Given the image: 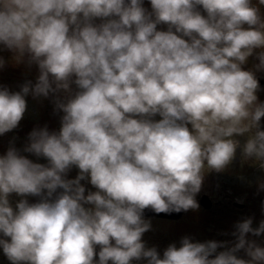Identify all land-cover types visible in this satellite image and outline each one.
Here are the masks:
<instances>
[{"label":"clouds","instance_id":"clouds-1","mask_svg":"<svg viewBox=\"0 0 264 264\" xmlns=\"http://www.w3.org/2000/svg\"><path fill=\"white\" fill-rule=\"evenodd\" d=\"M143 2L0 0V44L29 53L40 70L21 92L0 89V135L18 126L29 93L79 89L57 103L59 133L30 134L25 151L47 166L14 147L0 156V234L10 238L0 248L11 264H264V247L247 239L264 234V221L238 223L234 247L219 253V242L186 237L161 258L142 241L151 227L144 210L197 208L202 173L233 161L236 136L249 137L245 158L264 160L259 82L242 68L264 49L260 8L253 0H150L149 12ZM257 58L264 69V51ZM72 166L80 174L65 179ZM86 178L98 189L87 196ZM12 193L41 199L14 209ZM242 249L250 259L237 257Z\"/></svg>","mask_w":264,"mask_h":264},{"label":"rangeland","instance_id":"rangeland-1","mask_svg":"<svg viewBox=\"0 0 264 264\" xmlns=\"http://www.w3.org/2000/svg\"><path fill=\"white\" fill-rule=\"evenodd\" d=\"M257 2V0H253ZM254 5V4H253ZM143 6L151 12L150 0H144ZM202 14L206 15L205 12ZM264 16V13H263ZM105 22L103 19L97 18L94 23L100 24ZM247 27V25H245ZM158 30L167 31L166 24L157 26ZM185 39H188L185 37ZM7 47L0 44V60H3V67H0V89H7L10 93L21 92L23 86L31 82L35 85L40 75L38 70H35L23 62V57L20 55H11L12 52H7ZM264 49H256L254 54L248 58L249 62L253 63L252 71L256 79L263 82L256 92L257 97L264 94V69H257L259 64L258 55ZM249 68V67H246ZM63 91V90H62ZM79 91L78 87L74 84L71 87V94ZM59 94H62L59 92ZM55 96L49 95L48 97L33 96L29 93L26 99V111L19 122L18 126L0 135V156L6 155L7 151L14 147L17 151L32 160L34 163L48 165V160L43 156H36L34 153L25 151L26 147L30 144V134L34 130L47 128L49 133H59L62 127L63 111L57 108V102L51 100ZM63 99H59L62 102ZM257 101H261L257 99ZM264 104V103H258ZM139 119L140 117H134ZM154 120H159V115L153 117ZM188 127L191 130V125ZM260 130H264V117L260 121ZM248 135L236 136L235 139L239 143L236 155L233 161L222 171L205 168L202 173L203 182L200 191L196 193L195 199L198 207L186 211L185 217L175 223L160 221V220H145L150 222V229L142 236V241L146 248H159L161 253L164 254L165 250L175 244L177 248L181 245L184 238H189L193 243H206L208 241H216L223 244V247L217 249V253L226 251L234 247L236 243V225L245 220H252V227L258 228L260 223L264 221V160L256 158H245L243 156V146L248 140ZM80 174V170L76 166H72L65 175V179L73 180ZM85 186L86 191H98L90 183V178L81 181ZM88 187V188H87ZM63 191L58 189L57 192ZM88 194L85 193V196ZM203 195H208L213 202V209L210 212H205L199 204L200 198ZM58 195H53L55 199ZM32 196L21 197L16 193H12L9 197L11 200H20L31 198ZM245 205L244 210L234 207V204ZM91 207V205H86ZM153 233L156 238L153 241L148 239L147 235ZM249 241H254L258 246L264 247V234L255 236L249 233L247 236ZM114 243V242H113ZM100 246V245H97ZM101 247V246H100ZM238 258L245 260L250 259L245 250H240L236 253ZM214 258V257H212ZM97 255L95 261H98ZM111 264V261L109 262ZM132 264H147L146 259L133 260Z\"/></svg>","mask_w":264,"mask_h":264},{"label":"water","instance_id":"water-1","mask_svg":"<svg viewBox=\"0 0 264 264\" xmlns=\"http://www.w3.org/2000/svg\"><path fill=\"white\" fill-rule=\"evenodd\" d=\"M198 10L199 11H202L203 10L202 6H198ZM39 201L40 200H38V199H29L28 200V202L30 204L37 203ZM18 202L10 203V204L15 209L16 208V204ZM200 203H201V206L203 208H205L206 210H210L212 208V202L210 201V199L207 196H204L201 199V202ZM183 214H184V211H181L179 213L172 212V213H159V214H157L154 211H152L151 208H147L143 212V217H147V218H159V219H167V220L177 221V220H179V219L182 218Z\"/></svg>","mask_w":264,"mask_h":264},{"label":"trees","instance_id":"trees-1","mask_svg":"<svg viewBox=\"0 0 264 264\" xmlns=\"http://www.w3.org/2000/svg\"><path fill=\"white\" fill-rule=\"evenodd\" d=\"M8 51L9 52H12L11 55H20V56H22L23 59H24L23 62L25 64L29 65V67H32L35 70H38L40 72L38 65L36 63H34V62H31L30 54L29 53L25 52L23 54H20L18 51H14V50H11V49H8L7 48L6 49V52H4L3 54L5 55V53H7ZM71 87L74 88V83L71 85ZM60 92L62 94H59V92H56V93H50V95L55 96L56 97L55 99H57V100H59L60 98H62L63 99V101H62L63 103H66L69 99H71L74 96V93L71 94L69 92H65V91H62V90Z\"/></svg>","mask_w":264,"mask_h":264},{"label":"flooded vegetation","instance_id":"flooded-vegetation-1","mask_svg":"<svg viewBox=\"0 0 264 264\" xmlns=\"http://www.w3.org/2000/svg\"><path fill=\"white\" fill-rule=\"evenodd\" d=\"M0 239H6L10 241L9 237H4L2 234H0ZM95 250L97 251V245L95 246ZM0 264H11V262L8 260V258L3 253L2 248H0Z\"/></svg>","mask_w":264,"mask_h":264}]
</instances>
